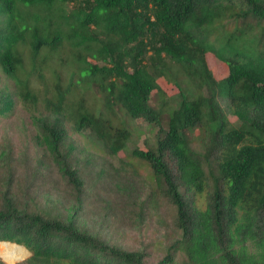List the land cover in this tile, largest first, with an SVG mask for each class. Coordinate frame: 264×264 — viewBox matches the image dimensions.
Wrapping results in <instances>:
<instances>
[{
  "label": "trees",
  "instance_id": "1",
  "mask_svg": "<svg viewBox=\"0 0 264 264\" xmlns=\"http://www.w3.org/2000/svg\"><path fill=\"white\" fill-rule=\"evenodd\" d=\"M1 120L17 264H264V0H0Z\"/></svg>",
  "mask_w": 264,
  "mask_h": 264
},
{
  "label": "rangeland",
  "instance_id": "2",
  "mask_svg": "<svg viewBox=\"0 0 264 264\" xmlns=\"http://www.w3.org/2000/svg\"><path fill=\"white\" fill-rule=\"evenodd\" d=\"M62 8H66L65 5H62ZM70 9V7H69ZM31 10H35V8L31 9ZM220 39H222L220 37ZM220 42H219V45H217L218 47L220 46ZM21 51H23V53L28 56L29 54V49L27 48H19ZM218 49V48H216ZM65 52H63L62 50H60L58 52V54H54V55H51V54H48L45 52H42V54H40L41 56H47L51 61H54L55 64H53L52 68L46 70L44 69L43 71V78L40 81H37L35 80V77L33 78V86L38 88L40 90V93L41 94H44V91L45 89L53 82V72H60L61 75H62V80H65L64 81V84L68 81L67 78H68V71H66V69H62L60 66H59V58L61 57L62 59H65V55H64ZM40 55L37 57V60L40 61ZM58 57V58H57ZM49 62V63H50ZM206 62H207V65H208V68L212 71L214 77L216 79H220L222 77H224L227 73V68H226V65L222 62H220L212 53H208L206 55ZM48 63V64H49ZM25 65H28V59L25 61ZM29 68H31V63H29ZM27 69H28V66H27ZM159 84H160V87L161 89L164 91V93L168 96V97H171L173 95L176 94L177 92V89L175 87V85L173 84H170L169 82H167L165 79H159L158 80ZM155 97H156V93H152L151 95V98H150V103L152 105H154L156 102H155ZM120 118L122 119V115L120 114ZM226 123H225V129L228 130V129H231L234 127V118L230 115H227L226 117ZM4 122L3 120L0 121V124ZM126 122L127 124L130 126V128L132 130H134L138 136L137 138L135 139V145L137 146H140L141 147V144L147 139V138H150L153 136V130L152 128L148 127V126H145L143 123H142V120L141 119H137V120H127L126 119ZM114 123H117V120L114 121ZM136 129V130H135ZM195 134H199V131L198 129L196 130ZM194 134V135H195ZM76 140L78 142H84V139L82 137H77ZM85 143V142H84ZM140 172L143 173V174H149L148 171H146V169H144V167L139 168ZM14 257H10V258H6L8 260L12 259ZM2 262V261H1Z\"/></svg>",
  "mask_w": 264,
  "mask_h": 264
},
{
  "label": "crops",
  "instance_id": "3",
  "mask_svg": "<svg viewBox=\"0 0 264 264\" xmlns=\"http://www.w3.org/2000/svg\"><path fill=\"white\" fill-rule=\"evenodd\" d=\"M2 243H8L9 245L14 246L15 248H21L19 250L20 252L16 254L14 259L8 260L0 255V261H2L4 264H17L30 257V252L26 250L24 247L9 242H2Z\"/></svg>",
  "mask_w": 264,
  "mask_h": 264
},
{
  "label": "bare ground",
  "instance_id": "4",
  "mask_svg": "<svg viewBox=\"0 0 264 264\" xmlns=\"http://www.w3.org/2000/svg\"><path fill=\"white\" fill-rule=\"evenodd\" d=\"M21 248H15L8 243H0V255L4 258L15 257Z\"/></svg>",
  "mask_w": 264,
  "mask_h": 264
}]
</instances>
